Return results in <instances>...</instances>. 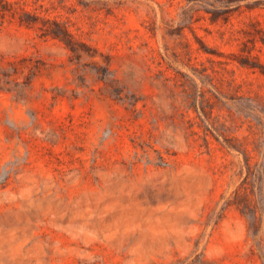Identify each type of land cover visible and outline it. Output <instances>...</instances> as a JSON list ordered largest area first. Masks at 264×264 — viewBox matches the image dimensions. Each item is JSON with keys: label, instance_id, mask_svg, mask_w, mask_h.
<instances>
[{"label": "rangeland", "instance_id": "rangeland-1", "mask_svg": "<svg viewBox=\"0 0 264 264\" xmlns=\"http://www.w3.org/2000/svg\"><path fill=\"white\" fill-rule=\"evenodd\" d=\"M246 163L264 0H0V264H264Z\"/></svg>", "mask_w": 264, "mask_h": 264}, {"label": "trees", "instance_id": "trees-1", "mask_svg": "<svg viewBox=\"0 0 264 264\" xmlns=\"http://www.w3.org/2000/svg\"><path fill=\"white\" fill-rule=\"evenodd\" d=\"M49 32L53 37L62 38V35L53 30ZM246 167L247 175H251L253 178L249 191L239 194L238 189H236L233 199L228 198L224 200L221 209L234 205L241 214L254 223L257 218L261 220L264 215V164L262 167H259L256 164L252 166L246 163ZM252 196L256 198L255 202H252Z\"/></svg>", "mask_w": 264, "mask_h": 264}]
</instances>
